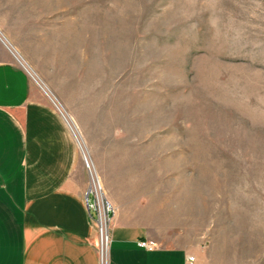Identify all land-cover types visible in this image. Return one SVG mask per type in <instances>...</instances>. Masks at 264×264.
Returning <instances> with one entry per match:
<instances>
[{"label": "rangeland", "instance_id": "374dc122", "mask_svg": "<svg viewBox=\"0 0 264 264\" xmlns=\"http://www.w3.org/2000/svg\"><path fill=\"white\" fill-rule=\"evenodd\" d=\"M0 32L72 119L115 209L176 207L205 264H264V0H0ZM0 51L89 186L65 118Z\"/></svg>", "mask_w": 264, "mask_h": 264}, {"label": "crops", "instance_id": "0c3cea01", "mask_svg": "<svg viewBox=\"0 0 264 264\" xmlns=\"http://www.w3.org/2000/svg\"><path fill=\"white\" fill-rule=\"evenodd\" d=\"M6 56L0 51V264H99L82 157L63 126L42 118L28 77ZM176 220L165 204L116 207L109 264H205L199 232Z\"/></svg>", "mask_w": 264, "mask_h": 264}, {"label": "built area", "instance_id": "2783aa9c", "mask_svg": "<svg viewBox=\"0 0 264 264\" xmlns=\"http://www.w3.org/2000/svg\"><path fill=\"white\" fill-rule=\"evenodd\" d=\"M86 162V167L91 171V165ZM86 207L97 227L96 250L99 264H109V248L111 243L110 227L115 213V208L107 199L103 187L95 176H90V183L86 192ZM92 214V215H91ZM140 246L148 250L154 249L155 245L149 241L140 242ZM191 262L195 261L190 257Z\"/></svg>", "mask_w": 264, "mask_h": 264}, {"label": "bare ground", "instance_id": "6f19581e", "mask_svg": "<svg viewBox=\"0 0 264 264\" xmlns=\"http://www.w3.org/2000/svg\"><path fill=\"white\" fill-rule=\"evenodd\" d=\"M0 39L3 42V44L5 45V47L13 54V56L16 58V60L20 63V65H22L26 69V71L30 74V76L36 81V83L41 87V89L45 92V94L49 97V99L54 103V105L61 112V114L65 118V120L68 123V125H69V127H70V129H71V131H72V133L74 135V137L76 138V140H77V142L79 144V147H80V149L82 151V154L84 155L85 161H87L89 163L90 162V157H89L90 154H88V151H87L86 146H85V144H84V142H83V140L81 138L79 130L77 129V127L73 123V121L70 118V116L63 111V108L61 107V105L59 104L57 99L50 93V91L44 85H41L38 82V80L32 74L31 70H29L28 66H26L22 56H20V54H18L16 52V50L13 49L12 45L10 44V42L1 34V32H0ZM93 169H94V171L92 170V167H91V171H89L90 176L91 175L95 176L96 179L99 180L100 183H101L100 176L98 175V173H96L95 168H93Z\"/></svg>", "mask_w": 264, "mask_h": 264}]
</instances>
